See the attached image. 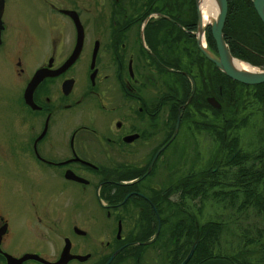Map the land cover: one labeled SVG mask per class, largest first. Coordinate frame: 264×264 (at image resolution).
<instances>
[{"label":"flooded vegetation","instance_id":"flooded-vegetation-1","mask_svg":"<svg viewBox=\"0 0 264 264\" xmlns=\"http://www.w3.org/2000/svg\"><path fill=\"white\" fill-rule=\"evenodd\" d=\"M201 13L200 0H0V264L63 253L65 264H176L197 228L186 201L197 175L215 202L246 199L248 170L262 185L264 151L249 157L244 143L264 83L237 82L198 50ZM254 34L264 47V29ZM236 45L264 68L263 53ZM190 106L189 119L208 116L189 128L212 141L213 164L168 185L167 149Z\"/></svg>","mask_w":264,"mask_h":264},{"label":"rangeland","instance_id":"rangeland-1","mask_svg":"<svg viewBox=\"0 0 264 264\" xmlns=\"http://www.w3.org/2000/svg\"><path fill=\"white\" fill-rule=\"evenodd\" d=\"M208 27L209 25L206 26L205 32ZM206 36L207 34L205 33V38ZM197 48L201 51L199 41L197 43ZM254 67L262 69V67ZM185 70H187V68H185ZM190 74L193 78L196 76V81L199 83L198 76H201V72L193 70L190 71ZM193 78L190 80L193 81ZM194 93H196V91ZM187 95H189V93ZM191 111V106L186 108L184 111L186 115L182 116L180 121V133L167 149L168 185L174 183L179 177L186 174L187 172H191L189 175L193 174L196 170L193 169L194 165H197L199 169L206 170L213 164L211 160H207L208 155H211L212 151H214V145L212 141L208 140L206 136L200 135L201 133H198L199 131H192L189 128L192 121H198V123H208V116L202 118L201 115H199V117L192 115V119H189L188 115L192 114L190 113ZM236 122H238V120ZM261 123H264L263 117L261 114H255L250 122L252 126L249 127L250 129H248V136L245 138L246 143H244V149L246 150L247 148L246 152L249 154V157L252 156L251 154L256 153L257 148L264 151V133L261 134V137H258L262 139L261 144L256 142L257 137L255 135V125H261ZM171 125L173 126L174 123ZM204 134H207V132L204 131ZM196 177L197 179L200 178L198 175ZM205 191L206 195L209 194L208 197L204 199L197 198L194 200L186 199V201L193 203L194 215L197 218L198 226L209 221H217L222 223V232L219 234L218 243L213 248L212 252L215 254H223L228 256H239L240 253H243L245 254L244 259L246 261L252 262H255L261 258L264 255V250L261 249V247H264V181L262 185H258L256 189L257 194L260 193L262 197V206H259L256 203L257 201H255V203L252 201L249 206L247 205L248 209H246V205L245 207H240L246 202L245 196L243 194L235 195L234 193L231 195L230 201L223 200L222 202H215L214 199L210 197V192H207V189H205ZM88 200L89 202L91 201L90 197H88ZM176 200L177 194L173 191L169 196V201L176 202ZM168 219L171 220L170 215ZM108 231L110 232V230ZM104 232L105 231H103V233ZM189 244L185 250L189 247Z\"/></svg>","mask_w":264,"mask_h":264},{"label":"trees","instance_id":"trees-1","mask_svg":"<svg viewBox=\"0 0 264 264\" xmlns=\"http://www.w3.org/2000/svg\"><path fill=\"white\" fill-rule=\"evenodd\" d=\"M260 27L264 29V27L260 22V19L258 18L249 0H227V15H226L225 26L223 29V34H224L225 43H227L229 47V51L234 57L238 59L249 60V62L252 63L253 65L257 64L254 60L255 57H253L243 48L238 47L237 45L235 46V44H243L249 46L251 47L250 49L253 52H256L257 54L258 53L264 54V47L258 42V40H256L254 34L257 31H259ZM207 41L211 46H213L214 42L211 38L210 31L207 32ZM212 48H214V46ZM262 117L264 121V113L262 114ZM253 171H256V169L253 168ZM206 173L208 174L209 171H206ZM249 173L250 171L248 170V175H247L248 183L246 187L247 191H246V199H245L246 202L244 203V205L240 206V207H245L246 205V209H248L247 205L249 206V204H251L252 201L254 203L255 201H257L256 203L259 206H262V202H263L261 201L262 197L260 193L257 194L256 192L257 189L256 184L258 183V181L256 180V178L251 177V174ZM204 178H207L206 174H204L203 177L200 176V179L196 180L190 187L188 186L189 189L192 190L195 188L197 189V192L194 193L193 195L198 196L199 199H204L209 195V194L206 195L205 189H207L208 192V187L206 184L205 186L196 185L198 181L205 183L207 180ZM190 194H191V190H190ZM220 196H221L220 194H217V197ZM229 200H231V197L229 198ZM200 226L202 229L200 234V240L194 252L199 256L198 264H264V255L255 262L246 261V260L243 261L241 259L238 260L234 258L221 259L218 258L217 256L212 257V250L218 243L219 234L222 232L223 225L220 222L209 221V222H205ZM197 228H199L198 225ZM194 239H195V231H194V227L192 226L190 243H193ZM261 249L264 250V247H261ZM181 260L182 258L178 259L176 261V264L180 263ZM188 264H192V261H189Z\"/></svg>","mask_w":264,"mask_h":264},{"label":"water","instance_id":"water-1","mask_svg":"<svg viewBox=\"0 0 264 264\" xmlns=\"http://www.w3.org/2000/svg\"><path fill=\"white\" fill-rule=\"evenodd\" d=\"M219 4V14L217 20L211 24V34L216 44L217 56L211 57L209 53L201 49V52L209 58L215 66L225 75L231 77V79L240 82L242 84H249V85H256L264 83V71L258 74H245L242 71L235 70L234 68L230 67L227 63V50L226 44L223 40L222 30L224 27V22L227 14V3L226 0H218ZM254 10L256 11L258 17L260 18L261 22L264 24V0H253L252 2ZM261 43L264 45V41L261 39ZM78 48L75 50L73 56L69 59L68 63H72L78 54ZM264 70V69H263ZM44 74L41 73V76ZM178 127V123L176 125V130ZM201 228H197L195 232V239L192 243V246L186 255V257L180 262V264H187L190 260L194 250L196 249L199 239H200V232ZM71 255H66L65 253L62 254L60 259L53 264H65L69 259H71ZM113 257H111L112 260ZM7 263L8 264H18L19 260L12 258L9 255H6ZM110 260V261H111ZM108 261V263L110 262ZM107 263V264H108Z\"/></svg>","mask_w":264,"mask_h":264},{"label":"bare ground","instance_id":"bare-ground-1","mask_svg":"<svg viewBox=\"0 0 264 264\" xmlns=\"http://www.w3.org/2000/svg\"><path fill=\"white\" fill-rule=\"evenodd\" d=\"M200 6L202 8V13H201V22L198 31V37H199L198 41L200 44V48L206 51L207 53H209L205 43V39H206L205 28L208 24L214 23L217 20L219 14V4H218V0H200ZM222 34H223V30H222ZM226 50H227V58H226L227 63L230 67L234 68L235 70L242 71L245 74H258L264 71L263 70L264 68L262 69L256 68L244 61L236 59L230 53L227 45H226ZM209 55L212 57L211 53H209ZM214 56L216 57L217 53H214Z\"/></svg>","mask_w":264,"mask_h":264}]
</instances>
